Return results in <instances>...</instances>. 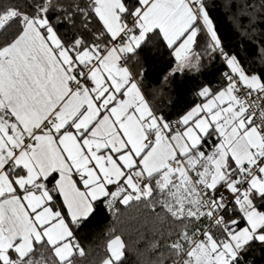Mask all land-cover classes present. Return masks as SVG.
Returning a JSON list of instances; mask_svg holds the SVG:
<instances>
[{
  "label": "snow or ice",
  "instance_id": "6c2138e0",
  "mask_svg": "<svg viewBox=\"0 0 264 264\" xmlns=\"http://www.w3.org/2000/svg\"><path fill=\"white\" fill-rule=\"evenodd\" d=\"M101 206L153 226L154 264H264V40L241 57L208 0H0V264H82Z\"/></svg>",
  "mask_w": 264,
  "mask_h": 264
},
{
  "label": "trees",
  "instance_id": "16d2710c",
  "mask_svg": "<svg viewBox=\"0 0 264 264\" xmlns=\"http://www.w3.org/2000/svg\"><path fill=\"white\" fill-rule=\"evenodd\" d=\"M242 2L252 4L253 0H208L210 14L224 43L239 52L241 57L247 56L251 59L258 53L259 41L264 40V36L246 34L245 29L234 19V14L238 12L237 5ZM241 23L247 25V18H242ZM257 31H264V23L259 25ZM213 75L211 72H205L204 78L211 80ZM155 78V74L150 76L148 85L150 88L158 86L152 83ZM196 83L197 81L192 78H178L173 93V98L178 104L183 105L191 102ZM119 207L120 212L113 214L101 206L81 229V242L87 252L82 264H91L94 258L99 260L106 255L107 243L115 235H120L125 243V257L121 264H154L155 258L160 252L154 253L151 246L153 243H158L162 248L163 238L153 231V226L150 223H145L138 217L135 208ZM141 211L148 214L147 209L142 208ZM163 230L161 229V231Z\"/></svg>",
  "mask_w": 264,
  "mask_h": 264
}]
</instances>
